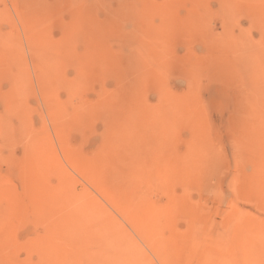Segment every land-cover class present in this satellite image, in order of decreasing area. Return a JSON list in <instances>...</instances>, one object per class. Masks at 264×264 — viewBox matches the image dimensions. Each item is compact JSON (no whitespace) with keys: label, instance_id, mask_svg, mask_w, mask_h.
<instances>
[{"label":"rangeland","instance_id":"rangeland-1","mask_svg":"<svg viewBox=\"0 0 264 264\" xmlns=\"http://www.w3.org/2000/svg\"><path fill=\"white\" fill-rule=\"evenodd\" d=\"M43 1L0 0V264H264V0Z\"/></svg>","mask_w":264,"mask_h":264},{"label":"bare ground","instance_id":"bare-ground-1","mask_svg":"<svg viewBox=\"0 0 264 264\" xmlns=\"http://www.w3.org/2000/svg\"><path fill=\"white\" fill-rule=\"evenodd\" d=\"M62 1H63V0H62ZM66 1H68V0H66ZM42 2H44V1L42 0ZM59 3H61V2H59ZM67 3H68V2H67ZM69 3H70V2H69ZM79 3H80V2H79ZM47 4H48V3H47ZM61 4L64 5V3H61ZM70 4H71V3H70ZM42 5H43V4H42ZM44 5H46V4L44 3ZM44 5H43L42 7H41V6H40V7L44 9ZM56 5H58V4H56ZM37 6H38L37 8H40L39 5H37ZM49 6H50V5H49ZM51 6H52V5H51ZM53 6L55 7V5H53ZM64 6H65V5H64ZM71 6H72V5H71ZM56 7H57V6H56ZM61 7L64 8L63 6H61ZM66 7H68V5H66L65 8H66ZM43 9H42V11H43ZM48 9H49V8H48ZM50 9H51V8H50ZM37 10H38V9H37ZM62 10H63V9H62ZM77 10H78V9H77ZM86 10H88V9H86ZM50 11H51V10H50ZM56 11H57V10H56ZM56 11H55V12H56ZM60 11H61V9H60ZM78 11H79V10H78ZM80 11H81V10H80ZM89 11H90V10H89ZM38 12H39V11H38ZM51 12H54V11H51ZM64 12H65V11H64ZM69 12H71V11H69ZM74 12H75V11H74ZM45 13H46V11H45ZM57 13H58V12H56V14H57ZM59 13H60V12H59ZM77 13H78V12H77ZM60 14H61V13H60ZM68 14H71V13H68ZM73 14H75V13H73ZM79 14H80V13H79ZM79 14H77L76 16L79 17ZM50 15H51V13H50ZM50 15H49V16H50ZM53 15H54V13H53ZM53 15H51V16H53ZM88 15H89V14H88ZM44 16H46V15H44ZM71 16H72V15H71ZM86 16H87V15H86ZM38 17H39V16H37V18H38ZM55 17H56V16H55ZM51 18H52V17H51ZM86 19H88V17H87ZM43 20H44V19H43ZM64 20H65V19H64ZM78 20H79V19H78ZM89 20H90V19H89ZM24 21H25V20H24ZM38 21H39V20H38ZM40 21H41V20H40ZM61 21H62V20H61ZM66 21H67V20H66ZM45 22H46V21H45ZM64 22H65V21H64ZM85 22H86V20H85ZM42 23H43V22H42ZM60 23H62V22H60ZM65 23H66V22H65ZM65 23H63V24H65ZM72 23H73V22H72ZM76 23L78 24L79 22H77V20H76ZM26 24H27V23H26ZM53 24H54V23H53ZM56 24H57V23H56ZM58 24H59V23H58ZM39 25H40V24H39ZM65 25H66V24H65ZM31 26H32V25H31ZM53 26H57V27H58V25H53ZM28 27H30V26L28 25ZM51 27H52V25H51ZM71 27H72V26H71ZM77 27H78V26H77ZM52 28L55 29L56 27H52ZM64 28H65V27H64ZM66 28H67V27H66ZM72 28H73V27H72ZM42 29H43V28H42ZM57 29H58V28H57ZM60 29H61V28H60ZM30 30H32V29H30ZM61 30H62V29H61ZM65 31H66V30H65ZM68 31H69V30H68ZM35 32H36V31H35ZM101 32H102V29H101ZM41 33H42V32H41V29H40V34H41ZM43 33H45V32H43ZM69 33H70V32H69ZM63 35H64V34H63ZM65 35H66V34H65ZM71 39H72V38H71ZM80 40H81V38H80ZM80 40H79V41H80ZM28 41H29V40H28ZM79 41L77 40V42H79ZM32 42H33V41H32ZM69 42H70V41H69ZM40 43H41V42H40ZM62 43H64V42H62ZM66 43H67V42H66ZM33 44H34V43H33ZM33 44H32V45H33ZM88 44H89V43H88ZM29 45H30V44H29ZM74 45H75V44H74ZM74 45H73V46H74ZM67 46H68V43L66 44V47H67ZM70 46H72V44H71ZM77 46H79V45H77ZM32 47H33V46H32ZM37 47H38V48H41L39 45H38ZM45 47H47V46L45 45ZM45 47H43V48H45ZM50 48H51V47L49 46V48H46V50H47V49H50ZM72 48H73V47H72ZM35 49H36V48H35ZM52 49H53V48H52ZM52 49H51V50H52ZM59 49H60V47H59ZM85 49H86V48H85ZM87 49H88V48H87ZM31 50H32V49H31ZM42 50H45V49H41V51H42ZM67 50H68V49H67ZM53 51H54V50H53ZM49 52H50V51H49ZM49 52H47V53H49ZM58 52H59V51H58ZM88 52H89V50H88ZM98 52H99V51H98ZM51 53H52V52H51ZM86 53H87V52H86ZM90 53H91V52H90ZM58 55H59V54H58ZM63 56H64V55H63ZM84 56H85V55H84ZM65 57H66V56H65ZM61 58L63 59V57H61ZM61 58H59V61H60ZM47 59H48V58H47ZM50 59H51V58H50ZM50 59H49V60H50ZM68 59H69V58H68ZM68 59H65V60L60 61V62H63V63H64V61H66V60H68ZM73 59H74V58H73ZM79 59H80V58H79ZM91 59H92V57H91ZM91 59H90V61H91ZM97 59H98V58H97ZM101 59H102V58H101ZM101 59H100V60H101ZM45 60H46V58H45ZM85 60H86V59H85ZM94 60H95V59H94ZM94 60H93V61H94ZM104 60H105V59H104ZM46 61H47V60H46ZM55 61H56V60H55ZM95 62H96V61H95ZM39 63H40V62H39ZM80 63H81V62H80ZM97 63H98V62H97ZM37 64H38V63H37ZM85 64H87V63H85ZM85 64H84V65H85ZM99 64H100V63H99ZM48 65H51V63H48ZM62 65H63V64H62ZM40 66H41V65H40ZM44 66H45V65H44ZM52 66H53V64H52ZM88 66H89V65H88ZM100 66H101V65H100ZM37 67H38V66H37ZM37 67H36V68H37ZM53 67H54V66H53ZM101 67H102V66H101ZM41 68H42V66H41ZM46 68H48V66H46ZM56 68H57V67H56ZM58 68H60V67H58ZM91 68H92V65H91ZM38 69H39V67H38ZM51 69L54 70L53 68H51ZM74 69H75V68H74ZM77 69H78V68H77ZM86 69H87V68H86ZM88 69H90V68H88ZM45 70H46V69H45ZM79 70H80V69H79ZM84 70H85V69H84ZM90 70H91V69H90ZM104 70H105V69H104ZM76 71H77V70H76ZM76 71H75V72H76ZM91 71H92V70H91ZM91 71H89V72H91ZM46 72H50V70H49V71H46ZM60 72H61V71H60ZM63 72H64V71H63ZM63 72H62V73H63ZM77 72H78V71H77ZM77 72H76V73H77ZM87 72H88V71H87ZM93 72H94V71H93ZM39 73H40V72H39ZM54 73H55V72H54ZM57 73L59 74V72H57ZM101 73H102V72H101ZM42 74H43V72H42ZM58 74H57V75H58ZM77 74H78V73H77ZM80 74H81V72H80ZM86 74H87V73H86ZM40 75H41V74H40ZM43 75H44V74H43ZM43 75H42V76H43ZM46 75H47V74H46ZM49 75H50V74L48 73V77H49ZM54 75H55V74H54ZM57 75H56V76H57ZM78 75H79V74H78ZM81 75H82V74H81ZM104 75H105V73H104ZM104 75H103V77H104ZM35 76H38V75H36V73H35ZM50 76H51V75H50ZM52 76H53V74H52ZM52 76H51V77H52ZM51 77H50L49 79H51ZM58 77H59L60 79L62 78L61 76H58ZM37 78H38V77H36V79H37ZM56 79H57V77H56ZM56 79H55V80H56ZM42 80H43V79H42ZM42 80H40V82H41ZM51 80H53V77H52ZM58 80H59V79H57V81H58ZM62 80H63V79H62ZM59 81H60V80H59ZM75 81H76V80H75ZM40 82H39V83H40ZM60 82H61V81H60ZM68 82H69V81H68ZM42 83H43V81H42ZM45 83H46V81H45ZM48 83H50V82H47V83L45 84V86H46V85H51V83H50V84H48ZM57 83H58V82H57ZM61 83H62V82H61ZM78 83H80V81H79ZM43 84H44V83H43ZM87 84H88V83H87ZM37 85H38V83H37ZM51 86H53V85H51ZM57 86H58V85H57ZM64 86H65V84H64ZM38 87L41 88L40 85H39ZM47 87H48V86H46V88H47ZM55 87H56V86H55ZM59 87H60V86H59ZM66 87H67V84H66ZM68 87H69V86H68ZM71 87H72V86H71ZM86 87H87V86H86ZM39 88H38V89H39ZM42 88H43V85H42ZM48 88L50 89V86H49ZM53 88H54V87H52L51 90H53ZM49 89L46 90L47 93L50 92ZM54 89H55V88H54ZM66 89H67V88H66ZM68 89L70 90V87H69ZM40 91H41V90H40ZM48 91H49V92H48ZM74 91H75V90H73V92H74ZM76 91H77V90H76ZM52 92L56 93L55 90H53ZM47 93H44L45 95L42 94V95L45 96V99H44V100H46L47 97H48V96L46 95ZM74 93H76V92H74ZM49 95H51V94H49ZM72 95H74V94H72ZM44 96H43V97H44ZM56 96H57V94H56ZM50 98H52V96H51ZM53 100H54V99H53ZM70 100H71V99H70ZM51 103H52V101H51L50 103H47V106H48V104H50L49 106H51V105H52ZM56 104H58V103H56ZM49 106H48V107H49ZM53 106H54L55 108H57L55 105H53ZM59 106H60V107H58L57 109H61V108L63 107V106L61 107V105H59ZM54 107H51V108H54ZM51 108L49 109V111L51 110L52 113H53L54 110L51 109ZM63 108H64V107H63ZM65 109H66V108H65ZM65 109H64V110H65ZM73 109H77V108H73ZM77 110H78V109H77ZM51 111H50V112H51ZM56 111H57V110H56ZM62 111H63V109H62L60 112H62ZM64 112H66V111H64ZM77 112H78V111H77ZM77 112H76V113H73V115L69 116L70 118H68L67 120H71V119H72L71 117H73L74 114H77ZM83 112H84L85 114L87 113L86 111H83ZM83 112H82V113H83ZM54 113L56 114V112H54ZM58 113H59V112H58ZM79 113H80V112H78V114H79ZM88 113H90V110H89ZM88 113H87V115H89ZM55 114H53V116H54ZM60 114H61V113H60ZM62 114H63V113H62ZM85 114H82V115L84 116ZM79 115H81V114H79ZM55 116H57V114H56ZM55 116H54V117H55ZM63 116H64V115H63ZM66 116L68 117V115H66ZM83 116H82V117H83ZM64 117H65V116H64ZM74 117H75V116H74ZM74 117H73V119H74V121H75L76 119H75ZM82 117L80 118L81 120H79V121H82V120H83ZM55 118H57V117H55ZM76 118H77V117H76ZM85 118H86V119H85ZM78 119H79V118H77V120H78ZM87 119H89L88 116L84 117V121H86ZM52 121H54V119H53ZM79 121H78V122H79ZM70 122H71V121H70ZM75 122H76V121H75Z\"/></svg>","mask_w":264,"mask_h":264}]
</instances>
